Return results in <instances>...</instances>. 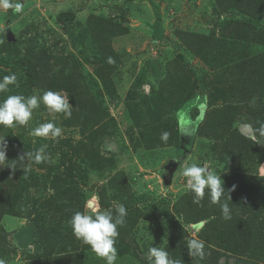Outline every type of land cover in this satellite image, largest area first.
Returning <instances> with one entry per match:
<instances>
[{
	"label": "rangeland",
	"instance_id": "1",
	"mask_svg": "<svg viewBox=\"0 0 264 264\" xmlns=\"http://www.w3.org/2000/svg\"><path fill=\"white\" fill-rule=\"evenodd\" d=\"M153 1L159 6L162 18L163 37L160 42L152 41L150 25L154 18L150 5L144 0H21L24 4V12L18 14L17 19L12 22L8 21L9 12L0 11V26L4 24L6 26L5 30H0V49L4 46V38L10 33L14 41L18 38L23 43L20 49L40 47L50 50L56 57L64 55L71 57V61L80 69L84 85L88 87L86 96L99 99L91 115L85 113L77 117L75 115L79 109L85 107L70 103L73 106L70 119H66L62 113L48 111L46 106L41 104L39 109L34 110L32 120L27 125L18 126L15 130V133L27 136L34 148L47 145L46 149L52 150L48 156L53 154L54 157L50 159L54 162L60 157L61 152L67 150L62 145L63 142L68 140L75 146L78 141L91 136L97 153L108 162L104 161L102 165H98L99 169H93L89 163L83 162L87 159L83 153L78 152L73 156L75 164L87 176V186L84 188L85 212L89 211L87 204L92 197H98L99 205L100 197L104 200L110 199L112 190L106 188V191H103L102 187L106 186L110 179L118 180L119 176L123 178L134 196L146 195L149 200L169 199L173 203L182 195L190 192L186 187V178L181 173L185 165L193 162L206 164L221 175L224 183L243 184L246 181L257 183L264 180V176L259 173V164L264 165L263 158L256 160V156H245L239 159L240 156L235 152V143L238 141L234 135L235 131L253 140V131L246 114L241 113L233 119L232 110L229 109L230 106H234L233 93L238 90L234 85L236 76L227 81L230 75L217 68L218 60L215 53L206 57L207 64L204 60L195 57L183 45L180 33L190 32L206 36L212 34L213 39H221V42H224L225 39L221 38L222 32H230L232 43L235 41L243 51L242 53L248 56L254 55V61L259 64L264 61V43L260 44L261 46L251 44L242 50V38L237 37L240 31H235L240 28V24L242 30L245 29L242 24H246V27L247 25L253 27L255 21L249 22L232 11L220 13L219 9L211 6L213 0ZM118 9L127 10V14L120 16L121 12ZM94 15L104 21H113L121 24L124 29L127 27L129 29L127 30L129 42L126 46L119 41L113 43L116 51L124 48L125 54L119 62L120 68L114 79L115 93L112 95V102L107 93L102 94L100 84L93 82V68L98 63V59L93 58L92 51L86 47L73 48L70 45V35L64 25L69 23L71 36L76 37L82 34L85 37V32H87L85 22L92 20ZM219 45V50H221L223 43ZM169 64H184L188 68H193L197 75L204 78L205 83L198 82L196 89H193L195 91L193 100L206 101V108L203 110L202 122L197 127L179 129L177 126L181 152L188 149L190 141L194 138L190 150H186L187 155L172 172L169 184L165 185L163 182V176L166 174L164 167L177 154H183H179L178 146L174 141L175 125L167 122L166 128L162 126V131L160 130L161 133L169 132L167 142H163V145L157 148L146 149L142 140L140 143L136 141L138 130L133 126L134 111L132 112L126 105V99H128L127 92L132 89L138 95L149 96L150 88L158 85L163 77L161 72ZM11 73L21 75L20 71L13 67H0V75ZM182 77L185 80L183 75L177 76V79L181 80ZM186 78L191 80L189 75H186ZM139 80L141 82L137 83ZM11 92L15 94L13 90ZM43 92L35 90L33 94L42 95ZM56 92L67 96L63 90H56ZM224 95L227 99L223 98ZM185 97H181L180 101ZM258 105L257 97L249 101L250 107ZM199 114V111L193 108L191 116L195 118ZM109 120H113L116 127L108 128ZM49 121L62 127L63 133L60 138L54 140L31 135L32 129L38 124ZM214 122V126L218 128L217 131L212 128ZM210 123L212 127L209 126ZM220 124L222 126H219ZM202 132H209V137L200 136ZM213 146L216 147L215 150H212ZM32 167L30 169L35 175L44 173V170ZM38 193L39 190L33 188L29 190L28 196L34 198ZM115 205L112 202V206ZM135 205L138 208V213H133V224L134 221L135 224L131 226L130 232L122 239H118L116 243L118 249L116 264H151L147 254L149 247L163 248L172 232L170 228L161 224L162 217L159 207L154 206L152 202H139ZM8 208V212L0 221V230L3 232L0 235L7 244L6 252L0 254V257L6 259L8 264H58L52 259H47L45 263L42 257V247L32 238L34 227L31 220L41 214L32 211V206L27 207V203L22 198L12 208L10 206ZM68 228H71L69 224ZM185 228L191 238L196 237L199 230L196 225H185ZM73 239L75 243L72 250L76 252L71 253L70 261L66 253H63L64 261L59 264H71V261L72 264H105V261L97 257L91 249H84L81 246L82 241L74 236ZM39 257H42V260ZM251 261L248 259L246 264H250ZM218 264H245V261L234 256L223 255Z\"/></svg>",
	"mask_w": 264,
	"mask_h": 264
},
{
	"label": "trees",
	"instance_id": "2",
	"mask_svg": "<svg viewBox=\"0 0 264 264\" xmlns=\"http://www.w3.org/2000/svg\"><path fill=\"white\" fill-rule=\"evenodd\" d=\"M144 1L150 5L153 13L154 21L150 25L152 41L160 42L163 37V24L159 6L153 0ZM211 6L219 9L220 13L232 11L249 22L255 21L253 27L249 25L246 27V24H242L245 27L242 30L240 24V28L235 29L236 32L240 31L237 37L242 38V50L251 44L261 46L260 44L264 43V0H213ZM118 10L121 12L120 16L127 14V10ZM17 16L11 15L9 10L8 21L12 22L17 19ZM68 24L64 25L70 35V45L73 48L86 47L92 51L93 58L98 59V63L93 68V82L97 85L100 84L102 94L103 92L107 93L111 97L109 98L110 102H112V95L115 93L114 79L120 68L119 62L122 61V56L125 54L124 48L116 51L113 43L119 41L124 46L128 44V27L124 29L121 24L104 21L94 15L92 20L85 22L87 31L85 37L82 34L75 37L71 36ZM180 33L183 45L195 57L204 60L207 64L206 57L215 53L218 60L217 68L230 75L227 81L236 76L234 85L238 90L233 93L234 106L229 107L232 110V118L235 119L241 113H245L246 118H249L252 135L259 142L252 140L251 137L245 138L241 133L235 131L234 135L238 139L234 147L236 148L235 152L240 156L239 159L245 156H256V160L260 158L264 160V138H261L259 132L256 131L261 124H264V61L257 64L253 59L254 55L248 56L242 53L238 44L236 45L235 41L232 43L230 32H222L221 38L225 39L224 42H221V39H213L212 34L206 36L190 32ZM4 39V46L0 49V67H13L18 69L21 75H17L19 87L10 85V92L0 93V100L2 97L12 94L11 90L15 94L25 96L33 95L35 90H63L67 93L69 103L73 102L77 106L85 107L79 109L77 114L74 113L76 117L79 114H92L99 99L86 96L88 87L84 85L80 69L71 61V57L65 55L56 57L50 50L40 47L38 49L32 47L20 49L23 43L18 38L13 42ZM222 43L223 48L219 50V44ZM20 50L24 53L21 54ZM108 58H112L114 63H108ZM161 74L163 77L156 87L150 88L149 96L138 95L133 89L127 92L126 105L132 112L134 111L133 126L138 130L136 138L138 143L142 140L146 149L162 146L161 128L162 126L166 128L167 122H170L175 125L174 141L180 154L182 149H180L175 112L190 101H194L195 91L193 89H196L198 82L205 83V80L197 75L193 68H188L184 64H169L164 67ZM182 75L185 80L183 77L178 80L177 76ZM186 75H189L191 80L187 79ZM3 76L5 75H0V78ZM140 82L141 80L137 83ZM181 97H185V99L180 101ZM255 97L258 98L259 105L250 107L249 101ZM223 98L227 99L225 95ZM83 99L87 101L81 102ZM96 117L99 119L98 115ZM214 124L215 122L213 127L212 123L209 126L217 131L218 128ZM113 126L116 127L114 121L109 120L108 128ZM16 129L17 127L6 128L0 125V138L5 137L7 144L6 163L0 166V221L8 212V207L12 208L22 198L27 203V207L30 205L33 208L32 211L41 214L30 220L34 227L32 238L42 247L44 262L46 263L47 259H52L59 264L64 261L63 253H66L70 261L71 253L76 251L72 250L75 241L72 229L68 228V221L75 211H84L86 201L84 188L87 186V176L75 164L73 156L78 152L83 153L87 157L83 162L89 163L93 169H99L98 165H102L106 159L97 153L90 136L78 141L75 146L68 140L63 142L62 145L67 150L60 153L56 162L50 159V157H54L51 154L47 162L33 164L29 167L28 164L18 159L19 156L24 151H36L40 147L34 148L27 136L15 133ZM199 135L209 137V132H202ZM190 148L191 146L188 147L189 150ZM215 149L216 147L213 146L212 150ZM46 152L49 154L52 150L48 148ZM32 166L44 170V173L35 175L34 171L30 169L33 168ZM233 186H235L234 190ZM224 187L230 198V201H227V192H225L223 200L229 203L232 215V219L228 221L222 218L220 204L211 202L207 189L202 201L203 206L193 203L194 194L191 191L173 203L169 199L162 198L149 200L146 195L134 196L129 186L119 176L118 180L110 179L106 186L102 187L103 191H106V188L112 190L110 199L104 200L100 197L99 200L100 207L104 209H114L115 206H112V202L124 204L127 208L126 222L123 227L118 229L120 234L117 241L127 235L135 224V221L133 224V213H138L135 204L152 202L154 206L160 208L161 224L172 230L163 248L169 252L171 258L179 259L181 264H218L223 255L244 260L245 264L248 259L252 260L253 264H263L264 180L257 183L246 181L243 184L225 182ZM33 188L39 190V193L36 197L29 198V190ZM200 222H203V227L198 230L195 238L205 241L203 259L190 255L187 242L193 238L185 228V225H197ZM0 233H3L2 230ZM81 246L84 249H90L83 242ZM6 247L7 244L0 235V254L6 252ZM52 254L55 255L48 258ZM42 257L39 258L42 260Z\"/></svg>",
	"mask_w": 264,
	"mask_h": 264
},
{
	"label": "clouds",
	"instance_id": "3",
	"mask_svg": "<svg viewBox=\"0 0 264 264\" xmlns=\"http://www.w3.org/2000/svg\"><path fill=\"white\" fill-rule=\"evenodd\" d=\"M9 10L13 16L23 14L24 4L21 0H0V11L7 13ZM5 27V24L0 26V30H5ZM108 63H114L112 58H108ZM10 85L19 87L18 77L15 73L0 78V93L10 92ZM41 104L46 106L48 111L52 113H62L66 119H70L72 116L73 106L70 105L68 97L62 95L60 92L47 90L42 95L33 94L28 96L10 94L3 100H0V125L6 128L27 125L33 118L34 110L39 109ZM193 108L197 109L200 113L195 119L191 116ZM205 108L206 101L201 102L197 99L177 109L175 118L178 128L197 127L202 122L203 110ZM256 131L259 132L261 138H264V124H261L260 128ZM62 133V127L53 121H49L38 124V126L32 129L31 135L55 140L60 138ZM169 135V132L164 131L161 133L160 138L163 142H167ZM253 140L257 143L259 142L255 136H253ZM6 148L5 137H2L0 138V166L6 163ZM46 148L47 145H42L36 151H24L18 159L28 164L29 167L33 164L38 165L47 162L49 156ZM259 173L264 176V165L259 164ZM181 174L186 178V187L194 194L193 203L203 206L202 201L207 189L211 202L220 204L222 218L225 221L232 219L231 209L227 202L230 201V198L219 173L214 172L206 164L201 165L193 162L185 165L182 168ZM225 192H227V201L223 200ZM97 201L98 197H92L87 204L89 211H75L68 223L74 237L88 245L97 257L105 261V264H116L118 260L116 243L120 234L118 229L123 227L126 222L127 208L124 204H116L114 209H104L100 207ZM202 227L203 222L196 225L197 229ZM187 247L190 255L203 259L205 255V241L193 238L188 240ZM147 254L151 260V264H181L179 259L171 258L169 252L161 247H149ZM0 264H8V262L6 259L0 257Z\"/></svg>",
	"mask_w": 264,
	"mask_h": 264
},
{
	"label": "water",
	"instance_id": "4",
	"mask_svg": "<svg viewBox=\"0 0 264 264\" xmlns=\"http://www.w3.org/2000/svg\"><path fill=\"white\" fill-rule=\"evenodd\" d=\"M7 40L8 41H10V42H13L14 41V39H13V37H12V35L9 33L8 35H7ZM193 139V138H192ZM191 142H192V140L190 141V143H189V147L191 146ZM186 150H188V149H186ZM184 151L183 150V154H181V155H178L177 157H175V158H173V159H171L168 163H167V165L164 167V169L166 170V174H165V176H163V182H164V184L165 185H167V184H169V180H170V177H171V174H172V172L177 168V166L182 162V160H183V157L185 156V155H187V152L188 151ZM178 158H180L179 160H178ZM178 160V161H177Z\"/></svg>",
	"mask_w": 264,
	"mask_h": 264
},
{
	"label": "crops",
	"instance_id": "5",
	"mask_svg": "<svg viewBox=\"0 0 264 264\" xmlns=\"http://www.w3.org/2000/svg\"><path fill=\"white\" fill-rule=\"evenodd\" d=\"M12 26V25H11Z\"/></svg>",
	"mask_w": 264,
	"mask_h": 264
}]
</instances>
